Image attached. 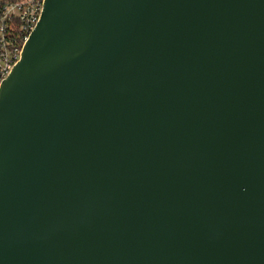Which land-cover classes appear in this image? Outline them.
<instances>
[{
    "label": "water",
    "instance_id": "obj_1",
    "mask_svg": "<svg viewBox=\"0 0 264 264\" xmlns=\"http://www.w3.org/2000/svg\"><path fill=\"white\" fill-rule=\"evenodd\" d=\"M0 264H264V0H45L0 84Z\"/></svg>",
    "mask_w": 264,
    "mask_h": 264
},
{
    "label": "built area",
    "instance_id": "obj_2",
    "mask_svg": "<svg viewBox=\"0 0 264 264\" xmlns=\"http://www.w3.org/2000/svg\"><path fill=\"white\" fill-rule=\"evenodd\" d=\"M45 0L0 2V84L5 79L30 37Z\"/></svg>",
    "mask_w": 264,
    "mask_h": 264
},
{
    "label": "trees",
    "instance_id": "obj_3",
    "mask_svg": "<svg viewBox=\"0 0 264 264\" xmlns=\"http://www.w3.org/2000/svg\"><path fill=\"white\" fill-rule=\"evenodd\" d=\"M15 0H0L1 3H9V2H13Z\"/></svg>",
    "mask_w": 264,
    "mask_h": 264
}]
</instances>
